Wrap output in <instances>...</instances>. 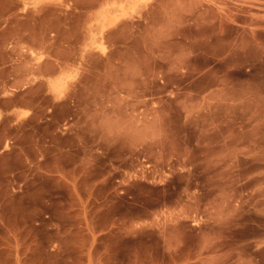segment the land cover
Segmentation results:
<instances>
[{
	"label": "rangeland",
	"instance_id": "1",
	"mask_svg": "<svg viewBox=\"0 0 264 264\" xmlns=\"http://www.w3.org/2000/svg\"><path fill=\"white\" fill-rule=\"evenodd\" d=\"M0 264H264V0H0Z\"/></svg>",
	"mask_w": 264,
	"mask_h": 264
},
{
	"label": "crops",
	"instance_id": "2",
	"mask_svg": "<svg viewBox=\"0 0 264 264\" xmlns=\"http://www.w3.org/2000/svg\"><path fill=\"white\" fill-rule=\"evenodd\" d=\"M224 79H219V84L211 87L209 90L205 91V94L210 98V99H215L217 95L221 94L226 90V86L222 84ZM201 93V92H200Z\"/></svg>",
	"mask_w": 264,
	"mask_h": 264
}]
</instances>
